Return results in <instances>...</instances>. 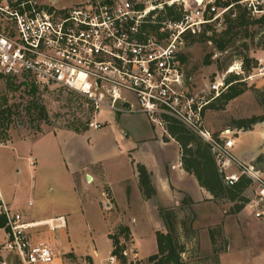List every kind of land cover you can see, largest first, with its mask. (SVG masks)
<instances>
[{"label":"rangeland","instance_id":"374dc122","mask_svg":"<svg viewBox=\"0 0 264 264\" xmlns=\"http://www.w3.org/2000/svg\"><path fill=\"white\" fill-rule=\"evenodd\" d=\"M216 1L203 0V3L207 5ZM201 2L191 0L190 3L197 8ZM72 3L68 0L65 5ZM177 8H183V1H179ZM223 20L224 17L215 26L217 33L222 31ZM205 26L199 32H203ZM263 43L264 29L251 28L232 42L224 53L218 52L212 42H193L191 37L188 42L184 40L178 53L187 88L199 101L212 100L210 85L216 80L236 75L228 72L238 69L240 58L249 56L257 60L256 67L251 64L254 67L251 72L242 68L244 75L239 77L251 89L230 101L224 109L220 110L221 104L216 103L215 109L209 108L204 114L211 132H232L237 138L233 155L247 164H252V158L264 153V139L260 132L264 122L247 132L234 129L232 122L264 112L254 92L256 89L264 92V75H259L261 65L258 61H264V47H260ZM180 57L185 61L182 62ZM33 86L37 88L35 93ZM34 103L44 112L34 110ZM0 110H10L8 113L12 114L0 120V187L5 201L29 222L62 215L72 246L82 253L87 250L98 253L95 255L97 264H105L113 247L110 237L118 236L121 226H128L131 231L129 236L120 237L126 247L127 264H148V258L157 253L156 233L167 232L162 210L174 212L175 229L185 247L182 258L186 264H264V219L253 218L245 207L233 213L235 205L243 204L240 199L236 203L203 197L194 200L172 188L174 195L166 200L154 196L149 203L150 212L143 216V195L141 197V193L135 190L137 177L139 181L137 164H142V159H146L150 152L142 149V129L149 128L153 136L158 132L156 138L163 142L171 141L169 136L155 130L147 116L117 114L108 110L96 114L91 103L75 92L58 87H38L31 79L23 78H13L9 84L6 77L0 79ZM92 121L99 122L101 127L91 129L89 124ZM153 151L158 157L159 149ZM175 152L174 145L162 151L163 156L173 159ZM97 162L103 163L117 193L119 206L109 187L97 186L92 179L85 194L74 187L70 172L80 164ZM94 169L99 170V165L96 164ZM261 173L264 180V172ZM122 179L129 180L133 187V194L128 197L129 204H133L131 212L125 205ZM98 188L110 206L101 204L103 212L97 204L101 201ZM138 190L141 192L140 187ZM252 195L251 188L244 193L246 199ZM184 199L187 202L182 205ZM112 219L114 227L109 228ZM57 233L61 238L56 242H64L62 229L56 233L46 226L35 229L37 240L44 234L54 237ZM67 259L73 264H95L89 255L76 257L70 253Z\"/></svg>","mask_w":264,"mask_h":264},{"label":"built area","instance_id":"2783aa9c","mask_svg":"<svg viewBox=\"0 0 264 264\" xmlns=\"http://www.w3.org/2000/svg\"><path fill=\"white\" fill-rule=\"evenodd\" d=\"M67 1L0 0V73L75 92L96 114H144L156 131L169 137L167 119L181 122L209 145L225 184L233 186L242 176L252 181L245 209L264 219L262 173L233 155L231 131L215 134L206 126L204 110L210 100L199 101L189 92L178 55L185 35L220 20L229 8L204 5L203 0L197 8L191 0H181L183 8H177L180 0H72L65 5ZM241 3L253 16L264 15V0ZM170 8L181 11L180 21L168 17ZM258 61L263 76L264 61ZM239 64L228 73L244 75ZM225 79L210 85L212 99L227 91ZM89 126L99 129L101 124L92 121ZM42 226L57 231L66 221H26L5 201L0 187V264H52L55 249L34 239L33 231ZM117 263L111 253L105 260Z\"/></svg>","mask_w":264,"mask_h":264},{"label":"trees","instance_id":"16d2710c","mask_svg":"<svg viewBox=\"0 0 264 264\" xmlns=\"http://www.w3.org/2000/svg\"><path fill=\"white\" fill-rule=\"evenodd\" d=\"M244 0H217L215 2L218 8H229L228 11L223 15L224 20L222 23V31L216 32V25L220 23V20H216L205 26L203 32L196 34H187L184 40L188 42V38H193V42H212L215 49L224 53L229 48L230 44L236 41L239 36L247 33L249 29L259 28L264 29V15L256 18L251 15L247 8L241 3ZM211 5L209 6V9ZM168 17L174 21H180L182 18L181 11H175L174 9H168ZM210 19L214 17V14L208 16ZM260 47H264V43L260 44ZM182 62L185 60L180 57ZM242 62V68L247 72H251L252 68L256 67L258 62L249 56L240 58ZM251 64H255L254 67ZM5 77L0 73V79ZM8 78V83H12L11 77ZM236 75H229L225 81L228 85L226 92L222 93L219 97L212 99L204 110L215 109V104L220 103V110L224 109L225 106L232 100L244 94L251 88L240 81ZM33 93L37 91L35 86L32 87ZM256 98L263 108L264 111V92L258 89L254 90ZM33 109L44 112L43 108H40L36 103L33 104ZM10 110H0V120L5 116H11ZM264 122V112L262 115L253 116L250 118H244L234 120L233 127L237 130L252 131L254 127ZM167 130L172 139H174L181 149V164L183 169L190 175L194 176L198 181L199 185L209 192L214 201H228L236 203L237 200L243 201L242 205H235L233 213L242 211L245 207L247 199L244 197V193L252 185V181L242 176L238 183L233 186L225 184L221 173L217 167L214 156L211 153L208 144L203 142L198 136L191 133L181 122L168 118L167 119ZM252 165L259 171L264 172V153L257 157ZM137 171L139 174V187L141 193L145 199H152L156 196V189L152 181V173L147 168L138 163ZM187 201H190L189 198ZM186 199L182 201V205L186 202ZM166 226L167 232L156 233L157 240V253L151 255L148 258V264H186L182 255L185 252V247L182 245L177 237V232L174 224V212L170 210H162L161 212ZM131 234L128 226H121L118 236L110 237L113 244V250L111 254L118 258L120 264H127L129 262L127 256L124 255L126 247L120 242L121 236H129ZM212 242L214 243L213 236Z\"/></svg>","mask_w":264,"mask_h":264},{"label":"crops","instance_id":"0c3cea01","mask_svg":"<svg viewBox=\"0 0 264 264\" xmlns=\"http://www.w3.org/2000/svg\"><path fill=\"white\" fill-rule=\"evenodd\" d=\"M142 115L145 116L144 114ZM258 126H260V124H257L254 127V129ZM260 132H261L262 138L264 139V128ZM157 134L158 132H156V135ZM156 135L153 136L149 128L148 130L142 129V139L140 141L142 145V149H144L145 152H150L149 155H147L146 159H142V164L147 168V170L150 173H152V181L156 189V196L158 197L162 196L166 200V197L174 195V193L172 192V188H174L177 191H182L185 194H188L194 200L195 199L198 200L199 197H203L206 199H212L211 194L199 185L196 178L190 175L188 172H186L183 169L182 164H181V149L178 143L172 138H171V141L163 142L161 138L157 139ZM236 141H237V138H236ZM171 145H174L176 149L175 159L167 157V156H163L164 154L162 153L163 149L167 150V148L171 147ZM154 148L159 149L160 151V154L158 157L155 155V152L153 151ZM254 160L255 158H252L251 162H253ZM241 162H244V161H241ZM96 164L99 165L100 167L99 170L94 169ZM96 164H93V163L80 164L79 166H77L75 169H73L70 172L73 178L74 187L79 188L82 194H85L86 192L89 191L91 187L90 183H92V181L97 186L109 187V192L112 194V197H114L117 206H119L120 203L117 199V193L115 191L114 185L110 177L108 176L105 170L103 163L97 162ZM91 179L92 181L89 182ZM128 181L129 180L122 179L120 180V184H121V187H123V190L125 192L123 194L126 199L125 205L127 206V210L131 212L133 211V208H132L133 204H129L128 197L131 198L133 194V187L131 186V184H129ZM136 184H137V188H135V190L141 193L140 190H138L139 189L138 177L136 179ZM99 189L100 188H98V191ZM100 194H101V201L97 202V204L99 203L98 205H100V209L102 211L101 204H104L107 207H110V206H109V202L107 201L108 199L103 196L104 193H102L101 191ZM140 195L142 197V193ZM92 199L90 198L91 201ZM150 201L151 199L148 200L142 197V213L144 214L143 216L145 217L147 216V213H149L151 209L150 204H149ZM59 217H63V216L61 215L57 217H45V218L34 220L31 222H44V221H49V220L59 218ZM144 218H142V220H144ZM109 223H110L109 228L114 227L113 219L112 221L110 220ZM68 225H69V222H68ZM65 228H62V230L64 231L63 236H64L65 241L62 242L60 240V242L63 243L62 245H64V247L61 246L60 242L59 243L58 241L56 242L57 239L61 238V234L57 233L54 237H49L47 234H44L45 236L42 239L37 240L35 236V230L33 231L34 239L36 242H47L55 249L57 257H56V261L54 260L55 262H53L52 264H73L67 259L70 253H73L76 257H82V256L89 255L93 257L94 263L97 264L95 262V255H97L98 253H96L93 250H87L83 253L80 251H77L72 246L70 240L68 239ZM57 231H52V232L56 233ZM58 244H60V246ZM112 250H113V247L110 253L112 252ZM60 251L61 253H59ZM104 259L105 258H103L102 261Z\"/></svg>","mask_w":264,"mask_h":264}]
</instances>
